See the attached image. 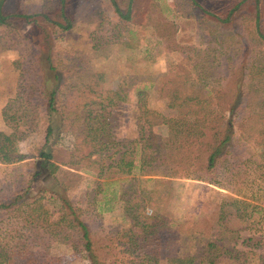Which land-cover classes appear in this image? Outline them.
I'll return each mask as SVG.
<instances>
[{
	"label": "rangeland",
	"instance_id": "rangeland-1",
	"mask_svg": "<svg viewBox=\"0 0 264 264\" xmlns=\"http://www.w3.org/2000/svg\"><path fill=\"white\" fill-rule=\"evenodd\" d=\"M52 1L58 0H5L3 5L5 14H17L18 17L12 18L11 29L0 27V132L9 137L13 153L28 158L13 165H0V186L26 182L34 173L36 158L33 157L43 144L47 126L44 109H32L38 100L27 89L17 95L20 73L28 61L36 62L40 67L47 93L54 87L55 73L59 75L60 84H67L60 96L62 104L72 101L79 105L85 98L93 97L89 93L80 95L76 89H71V85L76 86L79 82L78 73L102 75L94 93H100L103 99L112 97L114 91L122 88L127 101L108 109V120L115 139L126 144L146 136L142 111L146 110L152 117L178 119V110L169 108L159 98L158 87H165L176 78H190L186 70L198 62L203 63L202 67L209 70L216 80L212 86L218 82L234 87L222 81L229 63L236 67L235 60H226V57L233 58L238 53L237 41L248 43L256 40L250 32L254 22L251 18L256 11L254 0L243 3H240L242 0H196L198 7L191 10L193 18H187L185 11L180 9L178 5L181 1L178 4L177 0H133L129 24L119 20L110 0H65V14L72 23L69 30L56 25L66 26V23L58 15V4L50 10L49 4L45 3ZM116 1L124 8L125 0ZM237 4L239 7L234 10ZM257 9L259 32L264 36V0H259ZM223 20L228 22L222 23ZM109 39V44H112L110 49L100 50L97 58H91L94 43ZM193 47L198 51L213 49L209 54L222 57L191 59L190 48ZM255 50L249 57L258 63L264 59V50L260 44ZM32 64H28V71L23 74L24 84L34 81ZM195 71L201 72L199 68ZM138 89L142 93L140 102L136 94ZM8 103L12 104L9 114L15 113L17 117L9 124L2 116ZM73 113L75 116L77 112ZM190 121H193L192 117L187 116L186 124L190 125ZM64 124V132L54 145L53 161L70 175L57 173L66 186L64 191H60L64 197L76 203L79 212H88L81 219L84 218L93 238L99 240L101 245L107 244V233H115L125 225L121 190L136 194L138 201L147 204L150 208L147 216L152 215V209H157L179 234L187 236L195 232L206 238L214 232L220 205L227 200V196H231L256 207L252 211L250 206H246L245 221L234 226L239 231L228 234V240L223 241L231 253L238 252L239 259L232 262L225 258L220 264H260L258 256L264 254V179L259 178V170L250 178L252 187L243 191V194H247L245 198L236 197L232 188L184 177H144L139 176L137 170L130 176L117 175L101 181L103 185L98 189L92 174L61 166L69 160L76 147L77 140L72 129L78 128L80 123L71 125L67 119ZM256 130H261V126L256 125ZM153 131L159 137L166 138L168 125L160 123ZM79 150V154L85 151L83 147ZM184 167L187 168V165ZM54 185L53 179L44 174L31 183V193L44 188L52 191ZM35 208L39 209L35 214L43 218L47 217L44 211L55 214L58 209L56 205L45 202ZM51 217L49 219L53 220ZM45 231L49 238L48 231ZM65 235L71 239L73 232H66ZM38 244L42 246L47 241ZM49 247L52 256L61 258L60 264H87L85 258L71 251L67 242L60 244L54 240ZM101 258L109 260L106 255Z\"/></svg>",
	"mask_w": 264,
	"mask_h": 264
},
{
	"label": "trees",
	"instance_id": "trees-1",
	"mask_svg": "<svg viewBox=\"0 0 264 264\" xmlns=\"http://www.w3.org/2000/svg\"><path fill=\"white\" fill-rule=\"evenodd\" d=\"M4 2L0 0V27L11 29V20L18 15L5 14ZM176 2L185 11L187 18H193L191 10L198 7L196 0ZM254 2L256 11L251 18L254 22L250 32L256 40L248 43L237 41L238 53L233 58L226 57V60H235L236 67L229 63L222 81L234 87L223 86L218 82L212 86L216 80L209 70L202 67L204 64H192L194 66L186 70L190 78H176L165 87L157 89L159 98L169 108L178 110V119L152 117L146 110L142 111L146 136L126 144L115 139L108 120L109 110L117 103L127 101L122 88L114 91L112 97L103 99L100 93H94L102 75L94 72L78 73L79 82L76 86L71 85V89H76L80 95L89 93L93 97L85 98L79 105L72 101L62 104L60 96L67 84H60L59 75L55 73L54 87L47 93L40 67L34 61L24 64L17 95L27 89L31 96L36 97L38 101L32 109H44L47 126L43 144L33 157L36 158L33 175L26 182L0 186V264H60L61 258L50 254L49 246L54 240L60 244H70L71 251L85 258L87 264H220L225 258L231 261L239 259L238 252L231 253L223 241L228 240V234L239 231L234 226L245 221L246 206H250L252 211L256 206L227 196V200L220 205L211 237L206 238L195 232L184 236L157 209H152V215L147 216L149 206L138 201L136 194L121 190L125 225L115 233H107V244L104 246L93 238L88 224L84 218L81 219L88 212H79L76 203L62 195L60 190L64 191L66 186L64 179H59L57 173L65 176L70 173L62 170L53 160L55 142L64 132V122L68 119L71 125L80 124L78 128L72 129L77 140L76 147L69 160L61 166L92 174L98 189L103 185L101 181L117 175L130 176L137 170L138 175L144 177H184L226 189L232 188L236 197L245 198L247 194H243V191L252 187L250 178L254 173L259 170V178L264 179V59L257 63L249 57L259 44L264 50V36L259 32V0ZM45 3L49 4L50 10L56 4L59 5L58 15L66 26L56 25L69 30L72 23L65 14V0ZM110 3L119 20L129 24L133 0H125L124 8L116 0H110ZM239 4L234 10L238 9ZM223 21L225 23L227 20ZM118 36L121 37V34ZM109 43L110 39L103 43L96 41L90 57L97 58L100 50L110 49L112 44ZM212 51L190 48L193 55L191 59L222 57L209 54ZM31 63L34 81L24 84L22 77ZM197 68L200 73H196ZM50 70L54 72L51 67ZM136 94L140 102L141 89L136 90ZM11 108L12 104L8 103L2 112L7 124L17 119L15 113L9 114ZM73 111L77 112L75 116ZM187 116L192 117L190 125L185 122ZM158 122L168 125L166 138L159 137L153 131L160 124ZM256 125L261 126V130H256ZM80 147L85 149L81 154ZM27 158L23 154L13 153L9 137L0 132V165H13ZM186 165L187 168L184 167ZM44 174L53 179L54 189L48 191L44 188L31 193V183ZM41 202L56 205L58 209L55 214H49L46 210L43 212L46 218L37 216V208L34 207ZM50 216L54 219L50 220ZM66 232H73L71 239L65 235ZM42 241H47V244L39 246L38 243ZM102 255L109 257V260L102 259ZM258 257L260 264H264V254Z\"/></svg>",
	"mask_w": 264,
	"mask_h": 264
}]
</instances>
